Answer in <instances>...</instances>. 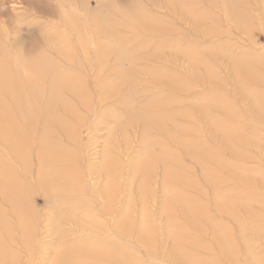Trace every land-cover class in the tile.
I'll return each mask as SVG.
<instances>
[{"label":"rangeland","instance_id":"obj_1","mask_svg":"<svg viewBox=\"0 0 264 264\" xmlns=\"http://www.w3.org/2000/svg\"><path fill=\"white\" fill-rule=\"evenodd\" d=\"M232 1L230 6L224 0L207 6L197 0H32L31 11L23 0H0V39L8 32L11 36L3 43L0 40V46L20 37L26 26L33 30L42 27V34H50L63 11L65 18L71 15L79 22L89 16L91 24L80 22L79 26L87 29L88 49L94 52L89 72L81 75L90 113L66 97L76 107L77 121L81 122L67 139L54 125L48 130L70 152L72 169L81 176L75 185L82 193L57 192L58 202L52 207L34 187V178L0 147L5 166L29 187L24 207L28 212L26 227L33 231L25 239L27 244L16 221L0 203L7 218V228L1 224L0 229L5 233L8 229L16 264L53 262L58 239L68 247L76 243L77 248L87 249L90 244H86L97 237L134 264H264V0ZM100 25L104 32L96 38L94 30ZM120 72L132 83L135 109L149 119L154 111L158 118V122H148L152 125L147 129L148 144H141L140 124L125 123L128 120L122 107L104 104L101 108L94 96L103 77L112 80ZM125 90L121 97L128 94ZM150 99L153 103L147 104ZM9 110L15 112L12 106ZM38 110L33 130L22 132L32 147V175L37 135L45 116L42 107ZM56 112L66 120L61 106ZM123 123L125 135L117 128ZM4 129L13 130L8 126ZM167 151L171 154L168 166L181 175L169 173L167 182L182 176L188 179V189L173 182L169 196L175 199L182 192L188 200L196 201L197 210L192 205L186 210H199L201 216L196 217V227L180 214L175 200L169 203L174 225L183 227L179 231L173 228L184 239L177 246L167 237L170 231L164 226L168 218L158 214L167 197L160 188L163 166H154L149 186L144 188L141 174L132 173L131 168L135 159ZM104 152L111 156L108 171L115 174L112 183L116 191L111 192L108 215L100 214L104 204L100 194L106 181L100 172ZM55 184L65 192L74 185L66 180ZM139 192L146 195L142 200ZM215 194L222 195L220 200ZM215 204L224 207L223 211L216 210ZM120 206L126 209L128 220L123 225L124 236H117L112 229ZM93 217L96 221L90 222ZM74 219H80L85 229L73 224ZM142 222L147 230L137 235ZM212 222L223 224V239L228 232L231 253H220ZM91 224L97 233L88 232L92 230L86 226ZM4 232L0 233L5 244ZM74 251L67 249V253Z\"/></svg>","mask_w":264,"mask_h":264},{"label":"bare ground","instance_id":"obj_2","mask_svg":"<svg viewBox=\"0 0 264 264\" xmlns=\"http://www.w3.org/2000/svg\"><path fill=\"white\" fill-rule=\"evenodd\" d=\"M23 1L28 10H34L32 0ZM213 1L197 0V3L208 6L209 4L212 5ZM224 2L228 6L233 4L232 0H224ZM60 13L62 14V19L57 26L51 28L52 32L50 34H42V27L33 30L30 26H26L25 32L20 37L16 39L12 37L11 43L7 44L5 42L4 45L0 46V147L8 151V155L13 162L22 165L26 175L34 178V187L37 188L41 195L48 198L52 207H56L57 205V192H64L65 194L76 193L79 195L82 193L81 189L75 185L76 182L80 181L81 176L72 169L70 152L61 146L58 141H55L48 130L53 129L52 125H54L61 130L62 137L65 138L67 136L65 138L67 139L69 135L74 134L77 128L76 125L79 121L81 122V120L77 121L78 114L76 107L68 102L66 97L73 99L80 109L90 113L89 105L87 104L86 84L82 80L81 75L89 72L90 56L91 54L94 55V52L92 53L88 49V43L85 38L87 29L85 27L80 28L79 26L81 25L80 22L86 23L87 26L89 23L91 24L92 21L89 19V16L86 14L83 20L79 22L78 19L71 15L65 18L63 11ZM37 31L38 34L36 33ZM103 32L101 25L94 30L96 38ZM9 34V32L5 33L4 37L0 39L2 43L5 41V38L11 37ZM12 41L14 42L12 43ZM104 54L106 55V52ZM122 56L123 54L121 53L119 61L122 60ZM97 59L99 60L98 56ZM101 74L99 73V76ZM124 77L125 73L122 72L117 74L112 80L103 77L104 79L102 78L103 80L100 82L99 89L96 90L94 96L101 108L104 104L122 107L121 112L124 118L128 120L125 123H132L131 125L140 124L143 138L141 144H144V141L148 144L146 135L150 130L147 129H152L151 124L158 122V118L156 115H153L154 111L151 112L150 120L147 118V115L141 114L139 110L135 109V104H133L135 93L131 90L132 83ZM124 89H126V92L128 91V94L121 97L120 92ZM153 101V99H150L147 104H151ZM10 106L15 108L16 113L9 110ZM60 106L66 111L65 119L68 122L58 116L56 111ZM39 107L43 108L45 116L42 130L37 135V151L36 154L34 153L36 170L32 175L29 171L30 151L32 147L28 143L29 138L25 137L23 133L28 128H31L28 131L29 133L33 130V123L39 115ZM101 116L99 115V117ZM149 121L151 122V126H149ZM125 123L118 125L117 128L121 130ZM4 126H8L13 130L6 131ZM121 135H125V133L122 131ZM177 141L179 142V140ZM163 150V147H160V151L163 152ZM160 154H158L159 156L151 155L135 159L131 168L132 173L141 174L140 183L144 188V186H149V178L154 166L156 167L159 164L161 167L163 166L160 188L162 192H166L167 197L166 201L159 207L158 214L168 218L167 226H164L170 231L168 232L170 236L167 237L172 238L173 245L177 246L184 239L178 233L175 234L173 228L176 227L179 231L183 230V227L174 225L172 221L173 213L169 207V203L175 200L176 205L180 208V214L186 215L190 219L189 222L196 227H198L196 217L201 216L199 210L193 211V213L186 210V208H190V205L197 210L195 206L196 201L188 200L186 196L182 195L181 191L177 195L174 193L176 195L175 199H171V196H169V192L173 191V188L170 187L173 182L179 183L182 189H188L185 187V180L187 181L188 179L182 176L183 179L181 180L173 178L169 181L170 183L167 182L166 178L169 173L178 172H175L172 167L168 166V157L171 155L170 151L162 153L163 155ZM105 156L106 152L103 153L104 158ZM110 157L106 156L100 166V172L103 173H101V176H104L106 180L100 194L101 199L104 201L103 207L100 210V214L102 215H108L112 205L111 192L116 191L112 183L115 174L109 173L107 166L108 161L111 162ZM178 175L180 174L178 173ZM64 180L74 184L71 190L69 189L65 192L58 184H55ZM173 185L175 186V184ZM193 186L198 189L194 183ZM27 196H29V187L18 177V174L11 167H6L0 158V203L6 207V212L16 221V228L24 235L23 241L25 244H27V240L25 239L30 238L33 231L29 227H26L28 212L24 206ZM138 196L142 200L146 195L144 192H139ZM215 196H218V200L222 197V195L219 196L217 194ZM223 201H225V198H223ZM216 205L215 209L222 212L224 207L221 208ZM1 209L0 225L3 224L7 228L5 211ZM143 210L144 208L141 206V212ZM142 215L146 216L145 211ZM91 220L90 222L96 221L95 217L91 218ZM127 221L126 209L124 206H120L118 219L112 226L117 236H124L126 232L123 225ZM72 222L77 227L85 229L80 219H74ZM54 223L57 226V220ZM212 224L214 226L213 238L217 243L220 253L222 255L231 253L233 247L228 238V232L225 234L224 239L221 235L223 224L220 223L222 226L218 222H212ZM86 227L92 230L88 231L89 233H92L93 230L97 233L96 228L92 224ZM143 229L147 230V224L144 225L142 222L137 235L141 234ZM7 230L5 233L3 229H0V232H4L6 240H4V244L1 240L3 236L0 233V264H16L13 251L10 247L12 241ZM138 238L143 242L149 243L147 240L140 239V236ZM56 244L57 246H55L53 254L54 261L48 264H134L126 260L120 251L115 250L114 247L110 246L108 242L100 237L87 243L86 245L90 244V248L87 249L77 248L76 243L69 245L70 248L75 249L71 253H67L69 247L63 243L62 239H58Z\"/></svg>","mask_w":264,"mask_h":264}]
</instances>
